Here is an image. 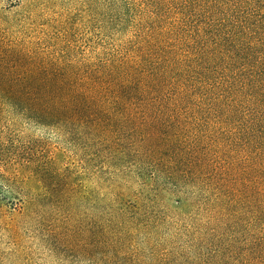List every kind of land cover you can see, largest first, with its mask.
Masks as SVG:
<instances>
[{
    "label": "trees",
    "instance_id": "obj_1",
    "mask_svg": "<svg viewBox=\"0 0 264 264\" xmlns=\"http://www.w3.org/2000/svg\"><path fill=\"white\" fill-rule=\"evenodd\" d=\"M76 1L112 41L93 59H32L0 23V115L102 158L93 264H264V0ZM43 195L5 231L9 264L22 227L52 220L44 236L72 246L69 202Z\"/></svg>",
    "mask_w": 264,
    "mask_h": 264
},
{
    "label": "rangeland",
    "instance_id": "obj_2",
    "mask_svg": "<svg viewBox=\"0 0 264 264\" xmlns=\"http://www.w3.org/2000/svg\"><path fill=\"white\" fill-rule=\"evenodd\" d=\"M0 23L21 30L18 43L32 59H93L101 45L112 41L106 19L94 17L76 0H0ZM82 145L73 137L62 136L56 128L26 121L15 112L0 115L1 264H9L10 254L15 251L7 240V227L32 216L34 199L41 194L48 205L55 203L57 207L69 202L63 207V216L78 219L77 233L68 238L72 246L67 247L44 236L53 235L47 229L53 226L52 220L40 227H22L23 248L18 262L93 264L97 173L106 169L101 167L102 158L95 155V149L87 150ZM61 192L73 194L71 200L62 199V194H57ZM63 240L65 237H61ZM84 243L88 244V256L81 252Z\"/></svg>",
    "mask_w": 264,
    "mask_h": 264
}]
</instances>
